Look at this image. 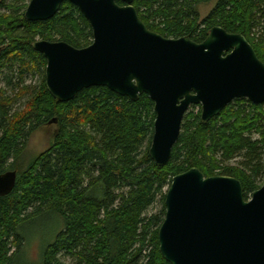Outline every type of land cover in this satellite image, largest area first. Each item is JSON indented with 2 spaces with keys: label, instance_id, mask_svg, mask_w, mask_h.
Returning a JSON list of instances; mask_svg holds the SVG:
<instances>
[{
  "label": "trees",
  "instance_id": "16d2710c",
  "mask_svg": "<svg viewBox=\"0 0 264 264\" xmlns=\"http://www.w3.org/2000/svg\"><path fill=\"white\" fill-rule=\"evenodd\" d=\"M29 1L0 0V172H18L14 190L0 196V264H33L23 258L30 243L22 227L51 214L61 230L32 258L36 264H171L158 231L173 177L192 167L205 176H233L249 199L264 183V103L235 99L208 122L201 110L188 111L171 160L158 166L149 155L156 113L147 94L132 101L93 86L66 102L51 95L47 60L33 43L85 47L92 28L69 1L50 19L27 20ZM209 1L133 4L147 27L165 37L201 42L220 25L245 35L264 61V0H218L201 18L198 7ZM42 125L56 126L54 141L23 166L29 139Z\"/></svg>",
  "mask_w": 264,
  "mask_h": 264
},
{
  "label": "water",
  "instance_id": "95a60500",
  "mask_svg": "<svg viewBox=\"0 0 264 264\" xmlns=\"http://www.w3.org/2000/svg\"><path fill=\"white\" fill-rule=\"evenodd\" d=\"M66 1L86 17L93 40L33 43L47 60L49 92L59 102L93 86L132 101L147 94L156 113L149 155L158 166L171 160L190 107L208 122L235 99L264 103V61L242 33L215 25L201 42L165 37L147 27L134 0H30L25 18L50 19ZM17 178L15 169L0 172V196ZM165 208L159 248L171 264H264V184L246 199L238 178L192 167L173 177Z\"/></svg>",
  "mask_w": 264,
  "mask_h": 264
},
{
  "label": "rangeland",
  "instance_id": "374dc122",
  "mask_svg": "<svg viewBox=\"0 0 264 264\" xmlns=\"http://www.w3.org/2000/svg\"><path fill=\"white\" fill-rule=\"evenodd\" d=\"M218 0H211L199 5L198 9L201 18L206 17ZM29 4V3H28ZM20 105V104H19ZM18 105V106H19ZM199 111L200 106H192L188 111ZM56 126L55 125H42L39 127L30 137L28 145L24 151L22 157V165H28L31 160L35 159L41 152L46 150L54 141ZM264 184V183H263ZM253 194V193H252ZM250 195V197L252 196ZM160 203L155 204L149 213L157 212L160 209ZM60 219L54 215L41 216L22 227V231L26 238V246L30 243L29 249H25L23 255L24 260L36 264L37 262L32 260L39 257V249L45 247V245L51 242L54 237L61 230Z\"/></svg>",
  "mask_w": 264,
  "mask_h": 264
},
{
  "label": "flooded vegetation",
  "instance_id": "af4514ba",
  "mask_svg": "<svg viewBox=\"0 0 264 264\" xmlns=\"http://www.w3.org/2000/svg\"><path fill=\"white\" fill-rule=\"evenodd\" d=\"M29 2H30V1H29ZM25 11H26V10H25ZM37 40H38V39H37ZM90 44H91V43H90ZM0 47H2V48L4 49V46H0ZM3 49H2V50H3ZM0 55H1V54H0Z\"/></svg>",
  "mask_w": 264,
  "mask_h": 264
}]
</instances>
